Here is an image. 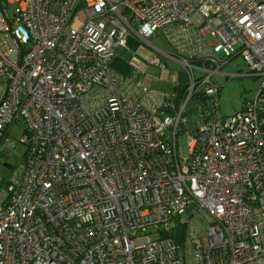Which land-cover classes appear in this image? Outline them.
I'll return each instance as SVG.
<instances>
[{
  "label": "built area",
  "instance_id": "built-area-1",
  "mask_svg": "<svg viewBox=\"0 0 264 264\" xmlns=\"http://www.w3.org/2000/svg\"><path fill=\"white\" fill-rule=\"evenodd\" d=\"M6 4L0 151L19 119L28 147L0 198V264H262L264 0ZM159 30L169 48L150 42ZM130 40L152 47L143 61L169 91L145 65L111 66ZM237 55L261 84L223 115L211 76ZM164 60L183 68L180 92ZM176 224L181 244L159 234Z\"/></svg>",
  "mask_w": 264,
  "mask_h": 264
},
{
  "label": "rangeland",
  "instance_id": "rangeland-1",
  "mask_svg": "<svg viewBox=\"0 0 264 264\" xmlns=\"http://www.w3.org/2000/svg\"><path fill=\"white\" fill-rule=\"evenodd\" d=\"M14 11V5H9L7 8V13L12 17ZM74 26H78L77 20H74ZM156 46L164 48L167 45V42L164 38L162 31H157V33L149 38ZM4 53L8 54L9 50L6 45L2 46ZM145 50V49H144ZM147 50L152 51L150 47H147ZM147 56H149V52ZM123 57V56H121ZM129 59L134 62V65L138 67L141 66L140 62H143L140 59L136 61L133 57L126 55L124 59ZM165 66L168 69L170 74H175V80L179 86H182L186 83V77L184 70L181 65L177 62H172L169 60H164ZM144 75L150 76L155 79L157 82L158 89L169 91L171 88L166 80H163L166 76L161 74V69L146 63ZM208 70L214 69L215 65L209 63L206 65ZM197 76L203 75V73L195 71ZM225 74L226 78H225ZM168 76V75H167ZM211 81L213 84L220 87L219 90V111L223 115H230L235 111H241L244 109L246 102L251 101L255 98L261 84V78L259 76L253 75L247 64L243 61L242 57L237 55L231 58L227 64L223 65L221 68V74H213L211 76ZM196 121L194 115H190V125L192 126ZM8 137L11 140L12 144H6L7 147L5 150L0 151V198L5 194L9 182L12 178L20 171L24 153L27 150V141L28 137L27 128L25 123L19 119L11 125L8 131ZM25 141V142H24ZM177 141L180 147L185 146L186 136L183 133L177 134ZM153 229L149 228L145 233H152ZM262 264L264 262L262 261Z\"/></svg>",
  "mask_w": 264,
  "mask_h": 264
},
{
  "label": "crops",
  "instance_id": "crops-1",
  "mask_svg": "<svg viewBox=\"0 0 264 264\" xmlns=\"http://www.w3.org/2000/svg\"><path fill=\"white\" fill-rule=\"evenodd\" d=\"M9 2H10V5H14L15 3H16V0H8ZM159 31H162L163 32V30H159ZM163 35H164V38H165V40H166V42H167V45H165V47L164 48H169L170 47V45H169V43H168V41H167V39H166V36H165V34H164V32H163ZM152 44H154L152 41H150ZM155 45V44H154ZM156 46V45H155ZM148 47H150V46H148ZM158 47V46H157ZM128 48L129 49H127V48H121V47H119V46H114V51H115V57L116 56H123L122 58L124 59V57L126 56V55H129V57H133L136 61H138L139 60V62H140V59L143 61V57L142 56H146L148 53L146 52V50H147V48L145 49L143 46H141V45H139V44H137V43H134L133 41H129L128 42ZM150 48H152V47H150ZM161 48V47H160ZM145 49V50H144ZM138 59V60H137ZM125 60V62L127 63V65L128 66H130V67H132V69H135V70H137V71H140V70H142V69H144V65H145V62L143 61V62H140V64H141V66L140 67H138L137 65H134V62L132 61V60H129L128 58L127 59H124ZM169 61H172V60H169ZM172 62H174V61H172ZM146 66V65H145ZM132 71V70H131ZM184 74H185V72H184ZM185 77H186V75H185ZM176 90L178 91V92H180L181 91V86H179L178 84H177V86H176ZM11 127V126H10ZM9 131V130H8ZM7 147V145H6V143H4L3 145H2V148H1V151H3V150H5V148Z\"/></svg>",
  "mask_w": 264,
  "mask_h": 264
},
{
  "label": "trees",
  "instance_id": "trees-1",
  "mask_svg": "<svg viewBox=\"0 0 264 264\" xmlns=\"http://www.w3.org/2000/svg\"><path fill=\"white\" fill-rule=\"evenodd\" d=\"M2 2L7 6L6 0H2ZM111 66L116 68L122 73H127L133 70L132 67L127 65V63L121 56L113 57L111 61ZM159 234L162 236H171L175 239L177 243L181 244L185 238V226L176 224L175 226L169 228L168 230H161Z\"/></svg>",
  "mask_w": 264,
  "mask_h": 264
},
{
  "label": "water",
  "instance_id": "water-1",
  "mask_svg": "<svg viewBox=\"0 0 264 264\" xmlns=\"http://www.w3.org/2000/svg\"><path fill=\"white\" fill-rule=\"evenodd\" d=\"M2 2V0H0V3Z\"/></svg>",
  "mask_w": 264,
  "mask_h": 264
}]
</instances>
